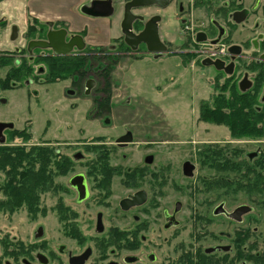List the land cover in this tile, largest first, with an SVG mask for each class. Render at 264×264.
I'll return each instance as SVG.
<instances>
[{
    "label": "flooded vegetation",
    "instance_id": "1",
    "mask_svg": "<svg viewBox=\"0 0 264 264\" xmlns=\"http://www.w3.org/2000/svg\"><path fill=\"white\" fill-rule=\"evenodd\" d=\"M14 1L0 0V90L26 88L29 95H38L37 86L51 82L45 59L52 58L54 67L60 62L55 58L61 56L39 46L30 50L29 45L45 41L51 29L66 27L56 21H43L37 15H30L25 8L22 12L19 8L21 3ZM98 1L106 0H91L86 5L88 13L96 14ZM129 1L125 0L122 4L124 13ZM143 3L147 4L132 9L135 15L133 32L140 36L148 31L151 39L155 33L165 50L151 53L141 42L133 51L124 41L121 29L124 14L121 12V20L118 21L121 30L118 39L121 40L114 46L119 51H110L112 56L140 52L144 57L155 59L178 57L193 70H206L215 76V87H219L220 80L225 77L221 85L224 90L245 95L241 105L254 108L253 113L264 111V0H144ZM111 7L113 12L109 18L112 19L116 6L111 3ZM69 35L72 33L69 32ZM81 53L83 51L75 50L65 56L74 57ZM54 73L58 77L60 70ZM81 76L76 72L68 78L72 80L71 85L80 90L83 86L79 83ZM199 105L201 107L203 103ZM109 112L103 101H99L96 114ZM249 119H257L252 122H256L262 131L248 136V141L264 142V117L254 115ZM11 130L5 129L3 136ZM194 143L200 144L191 141V144ZM97 150L102 149L94 151ZM59 152L57 148L56 154L60 158ZM194 152L197 156H190L182 167L187 179L193 180L188 183L190 187H181V190H186L184 205L172 199L173 191L182 193L173 179V159L163 163L150 154L140 159L139 163L126 166L109 165L103 162V157L94 156L85 165L69 163L65 166V174H60L61 165L58 164V169L55 168L59 173L57 179L68 176L67 173L77 167L82 170L74 173L69 181L73 187L68 183V188L77 193V197L59 196L53 206L57 234L54 249H46L44 233L41 237L35 235L33 242L20 239L14 245L2 237L0 264H251L248 261V245L237 243V223L248 213L237 220L234 214L239 207L228 211L223 206H216L211 214L203 212L204 208L194 211L200 221L199 233L190 231L186 238H183L181 224L175 225L176 216L188 204L191 214L192 199L199 189L204 196L200 208L217 199L207 198L209 195L206 196V193L216 192L221 187L230 195L236 191L234 150L197 147ZM261 153L260 148L249 152V162L256 160ZM76 155L78 157V153ZM187 164L188 171L185 170ZM206 166L218 171V175L198 179L199 174L194 172ZM194 180L200 184L199 189L194 186ZM84 188L87 196L81 198ZM33 208L38 211V205ZM217 216L228 220V228L210 234L212 238L207 240L203 232L205 224L211 225Z\"/></svg>",
    "mask_w": 264,
    "mask_h": 264
},
{
    "label": "rangeland",
    "instance_id": "2",
    "mask_svg": "<svg viewBox=\"0 0 264 264\" xmlns=\"http://www.w3.org/2000/svg\"><path fill=\"white\" fill-rule=\"evenodd\" d=\"M110 1L116 6V14L112 18V26L116 27L115 19L118 22L117 16L120 12L124 14V6L121 4L122 0ZM120 33L121 30L114 29L113 37H118ZM113 40L107 47L87 46L83 51L81 67L84 72L79 82L83 83L81 90L71 85V79L37 86L38 95H29L26 88L0 90V123H11L18 130L29 128L28 132H31V137H27L18 130L10 131L5 136L6 146L16 151H42L37 146L51 145L54 149L59 148V163H69L67 159H70V163L76 165L90 163V157L94 159V156L103 157V162L109 165L126 166L139 163L140 159H145L150 154L163 163L173 159L172 175L180 190L184 185L190 187L189 184L193 182L189 177L187 179L182 167L186 159L197 156L195 148L234 150L235 194L230 195L221 187L216 192L206 193V196L209 195L207 198L217 199L200 208L199 204L204 196L198 188L200 184L194 180V186L199 191L193 196L192 212L190 214V205H186L176 216L175 225L181 224L183 238H186L190 231L199 233L200 221L194 211L204 208L203 212L211 214L216 206H223L230 211L247 205L251 211L244 214L240 223H237V243L248 245V254L252 259L255 256L261 258L264 255V142L253 139L248 141V137L232 138L226 125L201 120V114L207 116L212 109L227 113L232 105L240 106L242 99L235 100L232 97L240 93L222 88L225 77L220 80V86L215 87V76L206 70H193L178 57L155 59L144 57L140 52L114 57L110 51H119L114 46H117L121 38ZM107 73L110 74V86L106 82L107 86L104 88ZM90 79L96 83L90 94H87L85 85ZM219 98L223 99L217 101ZM99 101H103L104 107L110 109L109 113L96 114ZM200 102L203 103L201 107ZM127 134L132 136V142L119 147L117 139ZM191 141L200 144H191ZM70 142L74 144H63ZM210 142L214 144H209ZM259 148L262 152L260 156L249 162L248 153L256 152ZM96 149L102 150L94 151ZM76 153L78 157L74 156ZM49 158L46 155V159ZM51 162L53 160L46 165ZM81 170V167H77L60 179L56 178L57 174L53 178L46 175L44 178H48L47 185L41 188L37 196V212L25 206L11 210L1 209L0 241L5 237L13 245L20 239L33 242L35 235L41 237L44 233L46 249L53 250L57 242L53 206L59 196L77 197V193L68 188V185L74 173ZM194 173L199 174L198 179L218 175V171L208 166ZM5 178V171L0 170V183ZM70 186L73 187L71 184ZM181 191L182 193L173 191L172 199L179 200L184 205L186 197L183 194L186 190L183 188ZM227 221L224 216H217L211 225L205 224V238L210 240V234L226 230Z\"/></svg>",
    "mask_w": 264,
    "mask_h": 264
},
{
    "label": "trees",
    "instance_id": "3",
    "mask_svg": "<svg viewBox=\"0 0 264 264\" xmlns=\"http://www.w3.org/2000/svg\"><path fill=\"white\" fill-rule=\"evenodd\" d=\"M45 60L48 64L51 82L66 80L75 75L76 72L81 74L84 72L81 67L82 61L84 60L82 53L74 57L61 56L58 59L55 58V60H60V62L57 64L55 63L54 67L52 58ZM58 69L60 70V74L58 77H55L57 73L55 75L54 72ZM106 82H108V86H110V74L108 73L103 83L107 85ZM232 97L235 100L237 98L238 100L245 99L244 94H235ZM220 99L223 98L216 100ZM254 110V108L248 109L245 105L237 106L235 104L228 108L227 113L218 110L208 113L207 116L202 113L201 120L214 124L226 125L230 130L231 136L234 138L248 137L262 131L261 127L258 125L260 117L257 118L258 124L252 122L257 119L250 120L249 118L254 115L264 117V111L253 113ZM16 130L18 129L13 128L11 132ZM28 130V128H23L18 131L20 133H25L27 137H31V132H28ZM0 146V170H4L6 176L5 180L0 183V195H2V197H0V211L1 209H17L21 206L34 210L33 207L38 203V193L41 188L47 185L48 178L45 179L44 177L47 175L49 178H53V176L58 173L55 171V168L56 170L58 169V164L61 165L60 174H65V166L70 163V159H67L69 163L65 161L59 163L61 156L59 155L60 158L58 157L56 154L57 148L54 149L51 145H47L50 147H42L43 145L41 144L37 146V149H41L42 151L34 149H28V151H26L20 148V150L16 151L14 148L7 147L6 141L0 142ZM45 148L47 149L43 151ZM46 155L50 157L49 160L46 159ZM50 160H53V162H51L52 165H50L51 163L46 165ZM248 261H254V264H264V255L261 258L260 256H255V258L252 259L251 255L248 254Z\"/></svg>",
    "mask_w": 264,
    "mask_h": 264
},
{
    "label": "water",
    "instance_id": "4",
    "mask_svg": "<svg viewBox=\"0 0 264 264\" xmlns=\"http://www.w3.org/2000/svg\"><path fill=\"white\" fill-rule=\"evenodd\" d=\"M143 1L144 0H131L125 5L124 18L121 23L122 33L124 34V41L133 51H135L138 48L139 43L143 42L147 45L149 52L151 53L162 52L165 50V48L160 44V42L157 39V35L155 33H154V38L151 39V37H149L150 33L148 31L141 34L140 36H136L133 32V22L135 20V15L133 14L132 9L139 5L147 4V3H143ZM98 3L99 4L96 9V14L90 13V15L96 17L98 16L105 17L112 14L113 11L110 0L98 1ZM101 6H104L105 8H102ZM37 46L44 49H50L57 56H65L71 54L75 50L83 51L86 48V44L83 36L69 35V32L63 28L58 30H54V29L49 30V32L47 33V39L45 41L31 42L29 45V49L32 50ZM95 83L96 82L92 79H90L87 82L86 84L87 94H90L91 90L95 86ZM7 128L13 129L14 126L11 123H0V142H5L3 131ZM117 142L119 145L124 146L125 144L132 142V136L130 134L122 136L120 139H118ZM185 170L186 171L190 170L188 164L185 166ZM81 187L82 188L84 187L83 183H81ZM81 192L83 193L81 198H85L87 196V193L86 194L84 193L85 188ZM250 211L251 208L249 206L243 205L237 209L234 216H236L237 220H240L242 214Z\"/></svg>",
    "mask_w": 264,
    "mask_h": 264
},
{
    "label": "crops",
    "instance_id": "5",
    "mask_svg": "<svg viewBox=\"0 0 264 264\" xmlns=\"http://www.w3.org/2000/svg\"><path fill=\"white\" fill-rule=\"evenodd\" d=\"M91 0H15L21 3L19 8L27 9L30 15H37L43 21H56L62 27L72 33V35H81L87 46L107 47L112 40L114 29H119V23L116 27L112 26V19L108 16H92L87 12V6ZM125 0H122L121 4ZM113 9V7H112ZM121 20V12L117 16ZM113 40V41H114Z\"/></svg>",
    "mask_w": 264,
    "mask_h": 264
}]
</instances>
